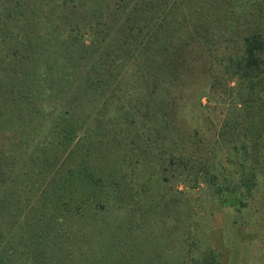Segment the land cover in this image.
Listing matches in <instances>:
<instances>
[{
    "label": "trees",
    "instance_id": "trees-1",
    "mask_svg": "<svg viewBox=\"0 0 264 264\" xmlns=\"http://www.w3.org/2000/svg\"><path fill=\"white\" fill-rule=\"evenodd\" d=\"M260 4L0 0V264L135 260L129 241L153 225L145 194L161 175L245 207L264 185ZM199 70L211 86L215 70L236 79L212 139L180 118ZM192 219L177 218L185 237ZM199 260L216 264L210 245Z\"/></svg>",
    "mask_w": 264,
    "mask_h": 264
},
{
    "label": "rangeland",
    "instance_id": "rangeland-1",
    "mask_svg": "<svg viewBox=\"0 0 264 264\" xmlns=\"http://www.w3.org/2000/svg\"><path fill=\"white\" fill-rule=\"evenodd\" d=\"M260 1L264 18V0ZM215 71L221 84L211 86L214 79L199 70V75L184 78L183 87L186 88L182 99H179L182 103L180 118L185 128L196 130L201 137L209 136L211 139L225 118L228 101L226 92L236 86V79L223 76L220 70ZM7 145L8 134L0 129V150ZM155 175H161L160 171ZM163 177L161 175L153 180L151 192L145 194L152 200L150 212L153 214V225L135 226L132 235L135 237L134 242L129 241L130 246H135L132 254L135 260H117L115 264H200L204 261L199 259L206 244L212 248L216 264H264L262 183L242 207L221 203L211 197L205 180L196 182L191 177L184 180L177 175ZM168 202L171 214L166 217L165 203ZM185 208L190 209L193 215L192 222L195 224L189 237L195 243L187 242L189 237H185L184 232L175 227L179 223L178 216L184 214ZM122 249L120 254L126 255L128 249L124 254ZM110 261L106 260L105 264H114Z\"/></svg>",
    "mask_w": 264,
    "mask_h": 264
}]
</instances>
